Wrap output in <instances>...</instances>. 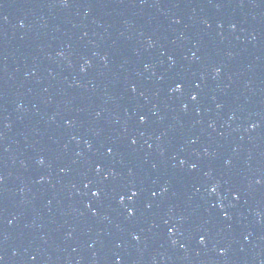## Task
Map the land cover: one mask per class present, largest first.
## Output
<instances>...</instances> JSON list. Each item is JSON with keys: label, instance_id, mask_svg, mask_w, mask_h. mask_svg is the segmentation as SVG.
Here are the masks:
<instances>
[{"label": "water", "instance_id": "obj_1", "mask_svg": "<svg viewBox=\"0 0 264 264\" xmlns=\"http://www.w3.org/2000/svg\"><path fill=\"white\" fill-rule=\"evenodd\" d=\"M0 264H264V0H0Z\"/></svg>", "mask_w": 264, "mask_h": 264}, {"label": "snow or ice", "instance_id": "obj_2", "mask_svg": "<svg viewBox=\"0 0 264 264\" xmlns=\"http://www.w3.org/2000/svg\"><path fill=\"white\" fill-rule=\"evenodd\" d=\"M180 88H181V85L177 84L176 87L173 89V91H178V90H180ZM192 99L195 100L196 97L193 96ZM140 119H141V122H144V121H145V117H143V116L140 117ZM132 143H135V140H133ZM111 151H112V149H109V152H111ZM181 163H183V161H181ZM100 170H101V169H100V166H97V171H100ZM164 190L167 191V189H164ZM212 190L215 191L216 189L213 188ZM93 195H94V196H99V195H100V191H99V189H98L97 191L93 192ZM135 195H136V193L133 192V196H135ZM153 195H155V193H153ZM236 198H237V199L239 198L238 195H237ZM123 199H124V198L121 197V201H123ZM132 212H133V210L130 209V210H129V214L131 215ZM169 230L171 231V229H169ZM135 238L138 239V237H135ZM201 241L203 242V237H201Z\"/></svg>", "mask_w": 264, "mask_h": 264}]
</instances>
